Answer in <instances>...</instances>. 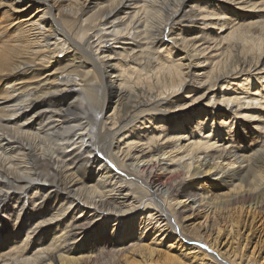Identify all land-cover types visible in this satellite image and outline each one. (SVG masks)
Returning a JSON list of instances; mask_svg holds the SVG:
<instances>
[{
	"label": "bare ground",
	"instance_id": "6f19581e",
	"mask_svg": "<svg viewBox=\"0 0 264 264\" xmlns=\"http://www.w3.org/2000/svg\"><path fill=\"white\" fill-rule=\"evenodd\" d=\"M0 9V244L8 227L16 243L0 264H120L169 238L165 260L242 264L210 236L227 214L264 220V0ZM202 212L192 238L182 222Z\"/></svg>",
	"mask_w": 264,
	"mask_h": 264
},
{
	"label": "rangeland",
	"instance_id": "374dc122",
	"mask_svg": "<svg viewBox=\"0 0 264 264\" xmlns=\"http://www.w3.org/2000/svg\"><path fill=\"white\" fill-rule=\"evenodd\" d=\"M2 11V9H0V12ZM259 17L257 18H250L248 21H258ZM257 82H254L252 85L253 87H256L258 85H256ZM264 87V85H263ZM264 92V89H263ZM203 101V100H202ZM183 102H190V100H183ZM181 102V103H183ZM217 118L220 119L219 115L216 116ZM209 121L211 120V117H209ZM196 122V121H194ZM193 122V123H194ZM209 125L211 124V121L208 123ZM193 125V124H192ZM194 125H196V123H194ZM204 131H206V129H204ZM205 135L208 134V132H204ZM249 133V131L245 130V134ZM204 135V136H205ZM254 140H261L258 136V133L254 134L253 136ZM186 139V138H185ZM216 140V139H215ZM182 144L186 143V140H182L181 141ZM212 181H208V184H211ZM90 183V182H89ZM206 190L207 191H211L212 194H220L221 192L225 191L226 189L224 188H210L209 186H206ZM202 189V188H201ZM200 189V191H201ZM223 190V191H222ZM229 215L223 222H221L222 225V230L220 231V233L215 232L213 234H211L210 238L214 239L216 238L217 243L219 242V240L222 241L221 245L217 246V251L219 250V248L221 249L220 252L230 256V257H235V255H237V258H239V261L242 264H246V258L251 257L254 261L253 264H264V231L261 232V230L264 227V220L263 218H261V216H263L262 214H260L259 212H244V213H232V214H227ZM210 216V215H209ZM213 216V215H211ZM208 217L206 213H201L198 215H193L191 216V218H188L185 220V222L183 221V225L185 226V230L186 233L194 238L196 235L197 231L200 232H204V227L208 226V224L213 220H215V218L213 217ZM224 217V214H223ZM207 218V220H206ZM228 222V223H227ZM229 222L232 224V231L231 233H229ZM262 227V229H261ZM138 223L136 224V226H134V233L137 235H140L139 232L142 231V227L140 228V230L138 229ZM229 228V229H228ZM260 228V229H258ZM6 231L7 236L4 237V239H2V243L0 244V247H2V249L0 248V252L2 254V251H4L5 249H9L11 247H13V245H16L15 242H7L6 243V238L7 237H11L13 235L14 230L11 229V227L8 228H3ZM228 230V232H226ZM13 231V232H12ZM115 234L116 236L119 233V238L121 240V245L126 246V247H130L131 243H133L135 240L133 238V236H131V234H127L125 236H123L121 230L116 229L115 230ZM3 231L0 228V234ZM151 230L148 231L146 233H142L141 237H143L144 242L146 243H150L153 238L154 235L156 233ZM213 236V237H212ZM209 238V239H210ZM173 238H169L166 239L162 242V245L158 246L159 248L157 249L156 254L152 255L151 257L148 255L147 257L144 256H136V254L133 253H128L124 256L123 259V255H121V263L120 264H206L204 260L200 259L201 261L198 260V258H194V259H189L190 256L187 253L185 255V257L183 255H181L182 259L177 262V261H169L168 259L165 260V255L166 253H168V250H170V246L172 244H174L175 246H177L176 241H173ZM211 240V239H210ZM171 241H173L171 243ZM171 243V244H170ZM38 245L35 244L33 249H37ZM206 247H208V245L206 244ZM33 250H31L30 252H32ZM174 252L180 253V250L178 251V249H173ZM29 252V253H30ZM182 252V251H181ZM81 254V252H74L72 253V255H75V257H78ZM142 255V254H141ZM17 256L13 254L12 258H16ZM140 257V258H139ZM143 258V259H142ZM149 258V259H148ZM151 258V259H150ZM202 258V257H201ZM142 259V260H141ZM165 261H164V260ZM162 260V261H161ZM256 260V262H255ZM146 261V262H145ZM161 261V262H159ZM16 264L15 261H8L7 264ZM149 262V263H148ZM20 263V262H18ZM21 264V263H20ZM101 264V263H98Z\"/></svg>",
	"mask_w": 264,
	"mask_h": 264
}]
</instances>
